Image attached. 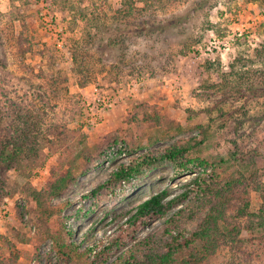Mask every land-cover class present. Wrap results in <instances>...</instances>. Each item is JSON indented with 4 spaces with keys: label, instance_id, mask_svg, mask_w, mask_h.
Masks as SVG:
<instances>
[{
    "label": "rangeland",
    "instance_id": "obj_1",
    "mask_svg": "<svg viewBox=\"0 0 264 264\" xmlns=\"http://www.w3.org/2000/svg\"><path fill=\"white\" fill-rule=\"evenodd\" d=\"M127 1L133 15L122 17ZM197 1L0 0V138L7 127L41 142L36 168L0 171L1 260L142 259L152 255L141 251L148 240L188 237L201 225L207 182L228 191L229 206L220 247L192 264H264V0ZM130 22L160 33L136 36ZM187 143H199L192 164L116 179L120 168ZM71 164L63 194L42 197L53 212L46 218L33 194ZM163 189L166 200L179 198L165 218L130 224L135 206ZM61 225L78 254L57 250Z\"/></svg>",
    "mask_w": 264,
    "mask_h": 264
},
{
    "label": "trees",
    "instance_id": "obj_2",
    "mask_svg": "<svg viewBox=\"0 0 264 264\" xmlns=\"http://www.w3.org/2000/svg\"><path fill=\"white\" fill-rule=\"evenodd\" d=\"M198 3H204L198 0ZM130 3V5L128 4ZM132 1H127L128 8H122V10L117 11V13L122 17H128L133 15V5ZM182 19V16H178ZM146 23H139L137 27L132 29L134 23H128L125 25L128 33H134L136 36H151L155 32L158 34L159 29L153 31L150 26L145 27ZM117 40H112L111 44H117ZM72 55L76 57V53L73 52ZM245 94L244 92H240ZM154 108V107H153ZM155 110V108H154ZM156 113V110H155ZM1 122V121H0ZM7 128V127H6ZM4 129L6 134H2L4 137L0 138V171L3 169H9L13 166H18L20 169H31L36 168L40 162V144L38 141L39 137H35L33 141H29L28 135L25 132L20 131L15 137L14 135L8 136V129ZM37 135V134H36ZM199 143H187L185 145L172 147L166 150L159 157H144L139 162L130 165L129 167H122L120 171L117 172L116 179H123L125 176H131L134 173H138L143 168L154 167L155 165H161L165 162L172 163L180 166H185L192 164L191 159L188 155L194 149H199ZM109 146V145H108ZM107 148V147H105ZM221 164H224L220 161ZM200 166L206 165L202 161H198ZM33 166V167H32ZM73 164L70 165V169L66 174H59L56 179L47 186V190L38 193L34 192V196L37 197V203L40 209L43 210V214L46 218L53 216V212L49 210L47 205L44 203V197L47 199L51 197L61 196L66 190L69 182H71V171L73 169ZM215 173V171H214ZM213 173V174H214ZM200 173L196 174L193 178L195 185L199 184ZM206 182V181H204ZM209 185L207 182L204 183V187L201 189L202 193L205 194V198L211 200L210 212L202 221L201 225L193 231L188 237H185L183 233L177 232L175 235H170L169 239L163 242H145L141 248V251H147L150 254L145 253L142 259H137L134 255L133 257H124L123 260L119 261L118 264H192L202 260L200 258L201 254H213L217 247L221 245V231L219 229V221L225 217L227 206H229V195L228 191L222 188L214 189L213 186L209 191ZM212 185H210L211 187ZM217 186V185H216ZM1 189V188H0ZM102 186H98L94 189L91 194L96 195ZM43 197V200H42ZM168 198L167 190L163 189L141 203H139L134 208V213L129 217V223L132 225L146 224L153 220H161L165 218L166 212L175 204H177L179 198ZM228 204V205H226ZM166 231L170 234L171 230L177 229V222L175 221V216L169 220H165ZM56 248L59 250L60 254L64 257H69L71 254H78V246L75 243L69 241V232L65 229L64 225H61L60 233L55 238ZM116 242L110 243L104 249L106 251H111L114 249ZM201 246V250L198 246ZM159 246V250H158ZM158 250V253H156ZM152 256V257H151ZM0 264H18L16 260L9 261V263L4 262L0 259ZM105 264V263H100ZM114 264V263H107Z\"/></svg>",
    "mask_w": 264,
    "mask_h": 264
},
{
    "label": "built area",
    "instance_id": "obj_3",
    "mask_svg": "<svg viewBox=\"0 0 264 264\" xmlns=\"http://www.w3.org/2000/svg\"><path fill=\"white\" fill-rule=\"evenodd\" d=\"M98 105H103L104 107H106L107 105H111V102H110L109 99L107 101L106 100H99L98 99Z\"/></svg>",
    "mask_w": 264,
    "mask_h": 264
}]
</instances>
